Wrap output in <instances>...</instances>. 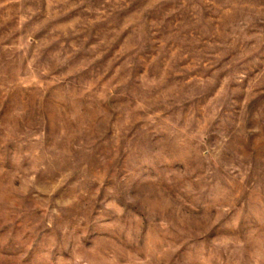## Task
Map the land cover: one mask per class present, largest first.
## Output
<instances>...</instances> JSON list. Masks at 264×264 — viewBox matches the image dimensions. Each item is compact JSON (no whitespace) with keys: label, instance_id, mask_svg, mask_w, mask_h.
<instances>
[{"label":"rangeland","instance_id":"1","mask_svg":"<svg viewBox=\"0 0 264 264\" xmlns=\"http://www.w3.org/2000/svg\"><path fill=\"white\" fill-rule=\"evenodd\" d=\"M0 264H264V0H0Z\"/></svg>","mask_w":264,"mask_h":264}]
</instances>
